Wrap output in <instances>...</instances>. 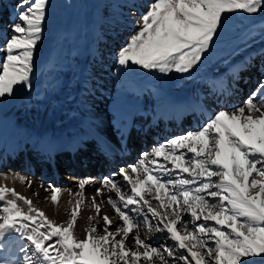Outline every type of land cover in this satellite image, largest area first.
I'll list each match as a JSON object with an SVG mask.
<instances>
[{"label": "snow or ice", "instance_id": "snow-or-ice-1", "mask_svg": "<svg viewBox=\"0 0 264 264\" xmlns=\"http://www.w3.org/2000/svg\"><path fill=\"white\" fill-rule=\"evenodd\" d=\"M49 6L50 0L15 4V20L0 44V103L18 89L31 90ZM262 13L264 0H152L133 21L136 30L115 53V63L123 75L174 73L183 79L231 21ZM256 35L264 43V31L241 34L243 51ZM244 61L262 78L242 104L221 108L199 129L157 143L135 163L101 178L92 205L99 215L96 196L105 189L115 193L107 198L120 221L114 231L113 218L104 215L103 228L91 225L81 239L75 233L78 210L56 223L15 189L0 186V264H264V47ZM13 179L32 183L23 175ZM89 183L82 180L78 187L83 191ZM49 190L55 205L62 190ZM141 227L148 239L140 238ZM153 228L165 235L152 237Z\"/></svg>", "mask_w": 264, "mask_h": 264}, {"label": "rangeland", "instance_id": "rangeland-1", "mask_svg": "<svg viewBox=\"0 0 264 264\" xmlns=\"http://www.w3.org/2000/svg\"><path fill=\"white\" fill-rule=\"evenodd\" d=\"M17 2L18 0H0V44L7 38L5 34L10 32V25L15 20L16 10L14 6ZM150 2L152 0H50L42 41L35 52V70L31 77V90L24 92L18 89L14 97L3 100L2 104L14 107L13 109L19 107L18 109L24 111L32 108L27 107L28 104L35 106L33 110H38L42 106L51 107V105L61 102L63 96L73 95L77 90L83 88L82 86L79 87V78L87 72L89 74L88 85L93 87V90H97L94 94L99 98L98 101L104 104V111L108 107L111 109L115 103L122 102L123 99L121 98L126 96V93L133 91L132 87H137L138 83L145 80L151 85V89L138 88L137 90L134 88L136 100L143 102L142 104L147 103L148 100L142 96L148 97L152 100L150 101L151 104H154V101L165 98L168 90L177 91L189 87L194 91V97L199 105H201L202 99L206 103V109L214 112L211 101L216 96H214L207 81V75H214L218 71V73L222 71L226 77L229 75L228 70L231 65L233 67L235 60H242L248 52L264 47L259 35H256L255 42L247 51H243L244 45L240 43V36L246 30L254 34L264 31V13L254 16L251 20L237 19L231 21L223 30L220 39L217 40L211 52L206 54L203 62L190 75L186 74L183 79L174 73L170 78L132 73L123 75L120 67L115 63V53L136 30L132 27V23L147 11V4ZM140 6L142 7L140 8ZM133 9L136 13L134 17L132 16ZM90 49H93L92 53L89 52ZM229 63L230 66L228 67ZM234 65L236 66V64ZM239 73L238 77H243L244 81L242 80L239 85H235L232 91L234 96L227 98L233 102L226 108L229 111L242 104L251 91L256 88L259 79L262 78L255 68L240 70ZM234 100H237L236 103ZM110 104H112L111 107ZM96 107L97 109L102 108L98 107V103ZM108 111L110 110L106 112ZM185 117L187 123H191L197 118V114L190 111L185 114ZM43 119L40 115L41 122ZM152 147L147 151L151 150ZM59 177L71 176L66 175V172L63 171ZM71 178L79 181L93 180L92 177L76 178L72 176ZM121 179L117 177V180ZM113 196L115 197V193ZM112 215L115 218V212ZM99 219L101 218L99 217ZM113 220L112 230L114 231L120 221ZM93 222L94 220H91L87 227L93 225ZM151 223L154 224L155 222L151 221ZM97 227L98 229L103 228L102 219ZM135 233L136 230L134 229L130 234L129 247H131V236H134ZM164 235L163 233H156L154 228L151 232L152 237ZM139 236L141 239L149 238L144 227L139 229ZM150 242L152 241L150 240ZM164 242V240L156 241L157 244Z\"/></svg>", "mask_w": 264, "mask_h": 264}, {"label": "bare ground", "instance_id": "bare-ground-1", "mask_svg": "<svg viewBox=\"0 0 264 264\" xmlns=\"http://www.w3.org/2000/svg\"><path fill=\"white\" fill-rule=\"evenodd\" d=\"M92 51L93 49H90L89 52L92 53ZM88 58L89 56L86 61ZM244 63H246L244 59L235 60L233 66L236 64V67L233 73L229 72L226 77H224L225 75L222 71L215 73V76L207 75V81L214 96H216L211 101L214 112L206 109V103L202 99V103L199 105L194 97V91L189 87H184L177 91L168 90L165 98L154 101V104H151L150 101L152 100L148 97L142 96L144 99H148L147 103L142 104L143 102L136 100V92L134 90H138V88L143 90L151 89V85L145 80L138 83L137 87H132L134 93L133 91L126 93V96L121 98L123 99L122 102L119 101L113 106L110 104L112 108H105L106 110L104 111V104L98 101L99 98L94 94L97 90H93V87L88 85L89 74L87 72H84L85 74H82L79 78V87L82 86L83 88L77 90L73 95L67 94L63 96L61 102L53 104L51 107L42 106L38 110H33L35 106L28 104L27 107L32 108L24 111L18 109L19 107L13 109L14 107L4 106L0 103V173L8 176L5 179L3 175H0V186L15 189L20 195L30 199L37 209L43 211L50 220L56 223H66L70 218L71 211L78 210L75 233L77 237L83 239L85 229L91 223L88 218L97 215L92 205V197L95 194V190L101 187L100 180H90V183L82 191L78 187L79 180L71 177H59L64 171L63 169L60 174L49 178L39 177L28 172H17L13 167H8L6 164V162L11 160L17 145L23 141H33L42 146L51 143H73L76 141L77 144L80 143L83 146L84 142H89L91 137H95L100 143L119 148L120 144L136 130L137 123L145 124L150 118L155 119L151 130L157 135V142L163 143L171 137L199 129L215 112L221 108L226 109L233 104L227 98L234 96L232 95L233 87L239 85L243 80V77L238 76L240 74L239 71L245 69ZM229 66L230 63L228 64ZM234 76L236 77L235 79L233 78ZM116 100L118 101V98ZM236 101L234 100L235 103ZM97 103L98 107H102L101 109H97ZM107 110L110 111L106 112ZM190 111L197 114V118L191 123H187L185 114ZM40 115L44 118L43 122L40 121ZM162 118L167 121L168 127L166 129L160 127L159 122ZM173 126H176V128L172 129ZM13 174L25 176L32 181L31 186L22 184L19 179H13ZM118 178L120 179V177ZM120 181L122 182V179ZM41 184L43 187H41ZM48 185H54L62 190L57 193L58 199L55 205L51 202L50 190L45 191ZM81 191L82 194L80 196L75 195V193ZM113 194L114 192L108 193L105 189L103 195L96 196V203L101 204V211L93 219V225H99L101 217L104 215L115 219L112 215L114 210L107 203L108 195L113 196ZM77 201H80L79 207L77 206ZM81 225L85 226L82 227ZM20 243H23V241H20ZM5 256L7 257V253H5Z\"/></svg>", "mask_w": 264, "mask_h": 264}]
</instances>
